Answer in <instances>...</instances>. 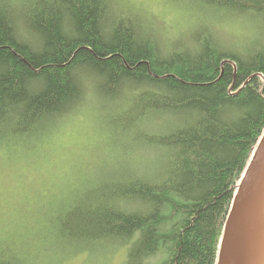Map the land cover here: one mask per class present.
Here are the masks:
<instances>
[{"label":"trees","instance_id":"1","mask_svg":"<svg viewBox=\"0 0 264 264\" xmlns=\"http://www.w3.org/2000/svg\"><path fill=\"white\" fill-rule=\"evenodd\" d=\"M176 1L192 26L163 46L125 0H0V166L53 156L93 105L92 143L115 160L75 163L94 172L52 224L63 244L126 247L124 264H217L264 133V0ZM230 18L255 32L225 39Z\"/></svg>","mask_w":264,"mask_h":264},{"label":"rangeland","instance_id":"2","mask_svg":"<svg viewBox=\"0 0 264 264\" xmlns=\"http://www.w3.org/2000/svg\"><path fill=\"white\" fill-rule=\"evenodd\" d=\"M125 2L151 16L154 24L161 28L163 46H166L167 39L177 35L176 32L181 29V32H185L192 26L187 24V20H193L194 17L187 8L180 6L184 4H178L176 0ZM220 22L224 28L219 33L227 40L232 37L233 41L239 42L240 38L245 39L255 32L249 18L239 21L230 18ZM97 115L98 110L88 104L80 121L52 140L60 144V149L56 146L53 156L50 151L48 158L39 159L37 164L35 157H31L30 170L23 164L0 166V254L6 251L23 264L125 263L126 247L88 245L85 242L76 246L63 244L52 224V220L63 213V208L71 205L70 200L75 199L76 194L71 190L78 186L85 174L89 176L94 172L91 168L98 161L94 154H104L109 163L115 160L114 156L109 158L110 153L100 151L103 141L92 143L96 139L94 129L98 124ZM85 149H88L90 158L81 154ZM22 161L28 164L29 159L23 157ZM81 161H88L91 168H75V163Z\"/></svg>","mask_w":264,"mask_h":264},{"label":"water","instance_id":"3","mask_svg":"<svg viewBox=\"0 0 264 264\" xmlns=\"http://www.w3.org/2000/svg\"><path fill=\"white\" fill-rule=\"evenodd\" d=\"M239 248L231 251L236 238ZM264 264V133L242 176L229 210L217 264Z\"/></svg>","mask_w":264,"mask_h":264},{"label":"bare ground","instance_id":"4","mask_svg":"<svg viewBox=\"0 0 264 264\" xmlns=\"http://www.w3.org/2000/svg\"><path fill=\"white\" fill-rule=\"evenodd\" d=\"M239 246H241V241H240V239L237 237V238L234 240V242H233V245H232V247H231V251L233 252L234 249H236V248L238 249ZM225 264H236V262L234 261V259H233L232 257H230V255H228V258H227Z\"/></svg>","mask_w":264,"mask_h":264}]
</instances>
